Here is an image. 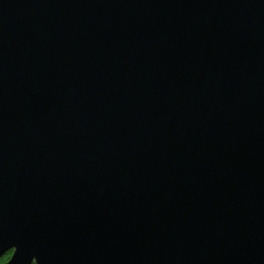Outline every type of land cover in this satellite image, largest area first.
Returning a JSON list of instances; mask_svg holds the SVG:
<instances>
[{"label": "water", "instance_id": "95a60500", "mask_svg": "<svg viewBox=\"0 0 264 264\" xmlns=\"http://www.w3.org/2000/svg\"><path fill=\"white\" fill-rule=\"evenodd\" d=\"M0 264H264V0H0Z\"/></svg>", "mask_w": 264, "mask_h": 264}, {"label": "flooded vegetation", "instance_id": "af4514ba", "mask_svg": "<svg viewBox=\"0 0 264 264\" xmlns=\"http://www.w3.org/2000/svg\"><path fill=\"white\" fill-rule=\"evenodd\" d=\"M13 249H14V248H10V249H8V250L3 254V255H5L6 253H9L8 257H6L5 259L1 260L0 262H5V261H7V260L11 257V255H12V253H13ZM3 255H1V256H3Z\"/></svg>", "mask_w": 264, "mask_h": 264}, {"label": "trees", "instance_id": "16d2710c", "mask_svg": "<svg viewBox=\"0 0 264 264\" xmlns=\"http://www.w3.org/2000/svg\"><path fill=\"white\" fill-rule=\"evenodd\" d=\"M8 255H9V253H6L5 255L0 256V261L3 260V259H5L6 257H8Z\"/></svg>", "mask_w": 264, "mask_h": 264}]
</instances>
